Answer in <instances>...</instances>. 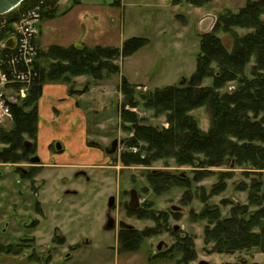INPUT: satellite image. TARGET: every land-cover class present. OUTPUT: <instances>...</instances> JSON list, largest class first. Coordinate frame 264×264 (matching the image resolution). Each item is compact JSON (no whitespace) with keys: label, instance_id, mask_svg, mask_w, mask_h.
Wrapping results in <instances>:
<instances>
[{"label":"rangeland","instance_id":"obj_1","mask_svg":"<svg viewBox=\"0 0 264 264\" xmlns=\"http://www.w3.org/2000/svg\"><path fill=\"white\" fill-rule=\"evenodd\" d=\"M62 1L66 3L71 0ZM125 1L127 27L133 30V36L144 37L149 43L133 58L123 62L122 76L105 74L100 81L88 78V82L78 80L79 77H69L68 83L63 78L48 84H63L75 91L71 97L76 99L77 106L83 108L86 115L85 122L77 128L86 129L83 136L85 153L81 155V152H76L74 145L66 149L65 146L71 144L72 140L66 135L62 137L63 140L58 138L50 143L48 153L42 150L48 143H42V139L39 143L40 120L43 124L48 123L62 130L63 134H67L66 130L69 129L66 125L61 126L57 120L44 116L40 102L37 136H25V142L33 144L32 153L39 154L44 165H55L50 158L60 153L57 150L60 144L66 151L60 157L64 163L58 165L75 167L37 168L34 179L30 178L34 180L31 183H35L31 189L29 182L13 165L17 163L0 162V246L5 248L0 252V264H32L33 254H41L48 245L54 264L55 261L63 264L66 255H69L65 260L67 264H199L201 261L208 264H264V251L260 248L220 253L207 234L216 228L210 214H215L217 210L222 221L235 216L250 221L264 208V201L259 204L250 201L251 195L256 201L264 194V170L240 166L235 161L212 167L205 165L204 158L193 165H180L175 159L130 162L127 159L132 156L141 159L146 156L141 147L130 146L134 131H129L132 125L123 121V113L127 112L138 123L168 130L170 125L166 116H157L154 111L145 109L141 97L167 85H188L196 73L201 37L205 35L201 23L213 18L216 26L218 18L226 12L237 14L249 2L259 0H196L198 5L191 0ZM16 20L17 15L10 18L11 22ZM235 32L238 36H244L251 31L237 29L232 33H218L230 51ZM121 60L118 59L115 64L120 66ZM50 63L44 60L43 65L48 68ZM136 74L139 81L146 85H134L137 87L134 100L139 104L132 107L125 104L121 79L126 76L135 80L133 76ZM93 84L108 85L111 92L101 95V88L96 86L95 90ZM213 84V78L203 82L204 87H212ZM104 87L102 90L106 89ZM237 87L236 83L228 84L224 92ZM51 89L47 87L43 90L48 100H44L47 108L54 106L55 95ZM92 98L96 100L91 101ZM190 115L202 131H209L210 121L205 109L195 110ZM13 126L10 123L3 131L10 133ZM75 128L74 131L77 130ZM116 140L119 141L117 152L109 155L107 150ZM6 147L0 143V151ZM70 153H75L74 157L80 154L78 161L74 162L76 158L67 161ZM21 168L28 169L24 166ZM75 171L85 172L89 179L84 177L78 180L74 176ZM17 181H21L20 185ZM258 183L262 184L260 189L255 187ZM33 190L39 193L41 204L46 205L48 212L47 221L37 228V232L30 228L31 219H34L33 199L36 197L32 199L28 195ZM132 190L139 195L138 210L129 208ZM78 193L79 196L74 195ZM111 197L116 198V203L110 211L108 204ZM59 199L64 203L61 211L56 205ZM173 207L180 208V211H173ZM109 217L117 222V228L106 231ZM120 222L133 226L132 232L135 233L127 235V230L119 227ZM260 224H264V220ZM55 226H60L61 230L51 242ZM261 229L256 226L251 234L260 235ZM32 237L36 239V248H26L18 253L7 251L8 246L21 243L20 238L31 240ZM126 238L130 242L124 243ZM60 243L65 245H55ZM161 244L162 248L158 250Z\"/></svg>","mask_w":264,"mask_h":264},{"label":"trees","instance_id":"obj_2","mask_svg":"<svg viewBox=\"0 0 264 264\" xmlns=\"http://www.w3.org/2000/svg\"><path fill=\"white\" fill-rule=\"evenodd\" d=\"M79 1L70 2L74 6ZM191 1L198 5V1ZM41 2L44 19L67 13L60 11L59 0H26L14 12H23ZM263 16L264 0L249 2L237 14L226 12L218 18L213 31L201 37L197 70L188 85L156 88L153 93L141 97L145 109L154 111L157 116H166L170 125L168 130L138 123L133 115L123 113L124 123L132 125L128 130L134 131L130 146L141 147L146 156L145 159L132 156L128 161L175 159L180 165H193L204 158L205 165L212 167L235 161L240 166L264 170ZM237 29L251 32L244 36H238L235 32L230 51L218 33H232ZM148 43L149 40L145 38H132L122 48L54 46L47 52L41 51L36 62L39 78L31 87L28 97L13 107V129L10 133L0 130V143L7 146L0 151V162L18 163L23 160L24 154L33 152L26 150L25 136H37L39 102L46 85L63 78L68 83L69 77L86 76L100 81L105 74L119 75L121 68L115 61L132 57ZM44 60L51 62L48 68L44 67ZM207 78H213L212 87L203 86ZM234 83L238 84L236 89L224 92L228 84ZM136 90V86L122 79L121 93L126 105L138 106L139 103L134 100ZM74 92L70 89V96ZM198 109H205L209 117L208 132L202 131L190 115ZM261 186V183L255 185L258 189ZM260 196L254 201L251 195L250 201L259 204L264 201V194ZM210 216L216 228L208 231V238L216 244L220 253H233L249 247L264 251V224H260L264 220V208L250 221L240 220L238 216L222 221L218 210ZM256 226L262 227L260 235L251 234ZM132 231L125 232L130 236L135 233ZM125 242L130 240L126 238Z\"/></svg>","mask_w":264,"mask_h":264},{"label":"crops","instance_id":"obj_3","mask_svg":"<svg viewBox=\"0 0 264 264\" xmlns=\"http://www.w3.org/2000/svg\"><path fill=\"white\" fill-rule=\"evenodd\" d=\"M62 2L61 0L59 3V9L62 10L61 12L67 11V13L52 19L43 18L40 23V36L38 42L41 51H49V49L54 46L63 48L74 47L77 49L95 48L98 46L122 48L124 43L129 39L144 38L133 36L131 34L133 30L127 27V5L125 0H80L79 3L74 6L71 5L70 1L66 3H64L65 1ZM135 55L121 60L120 76H122L123 62L130 60ZM123 78L127 79L130 84L138 87L146 85L139 81L138 74L133 76L135 80L126 76H123L122 79ZM78 80L88 82V77L82 76L79 77ZM93 86H95V90L96 86L97 88H101L99 92L101 95H107L111 92V88L108 85L104 87L93 84ZM47 87L52 88L51 93L55 95L53 99L54 106L51 108L45 106L48 100L44 97L43 91L40 104L42 103L44 116L50 117L52 120H57L60 122L61 126L66 125L69 130H66V132H68L67 134H63L62 130H57L55 129L56 127H51L48 123L43 124L40 120L39 143L40 139H42V143L43 141L44 143H48L47 146L42 147V150L46 153L49 151L47 147L50 143H53L58 138L63 140L62 137L66 135L69 136L70 139L72 138V140L70 142L71 144L68 143L65 148L67 149V146L74 145V148H76L75 151L81 152L80 154L82 155V153H85V143L83 142L85 138L83 139V136L86 129H82V127L81 129L77 128L78 125H82L86 120L83 108H79L76 99L69 95L68 86L63 84L46 85L44 90ZM103 87L106 89L102 90ZM167 87L171 86L167 85ZM145 88H148V86ZM95 90H93V88L91 89L92 92ZM95 100L96 99L92 98L91 101ZM40 104L39 115L41 114ZM47 109L50 110L49 113L46 112ZM73 127H76L75 130H77L74 131ZM66 141H69V139H66ZM61 151L60 153L63 154L55 157L57 164L61 162L64 163L63 160H60V157L64 156L66 150H63V152ZM74 154L75 153H70V155L67 156V161L72 160L71 158H76L74 162L78 161L80 154L77 157H74Z\"/></svg>","mask_w":264,"mask_h":264},{"label":"built area","instance_id":"obj_4","mask_svg":"<svg viewBox=\"0 0 264 264\" xmlns=\"http://www.w3.org/2000/svg\"><path fill=\"white\" fill-rule=\"evenodd\" d=\"M15 11V10H14ZM0 15V130L13 122V107L28 97L39 78L36 62L40 56V23L43 3L22 12ZM17 15V20L10 18ZM15 39L14 49L7 43Z\"/></svg>","mask_w":264,"mask_h":264},{"label":"flooded vegetation","instance_id":"obj_5","mask_svg":"<svg viewBox=\"0 0 264 264\" xmlns=\"http://www.w3.org/2000/svg\"><path fill=\"white\" fill-rule=\"evenodd\" d=\"M32 148L29 149V150L28 149H26V150L28 152H30L32 150ZM61 154H63V153H57L56 156L57 155H61ZM36 158H39L40 161L38 163H33V159H36ZM50 160H51V163H54L55 165H46V164L44 165V163H43L44 161L39 156V154H37V153H26V154L23 155L22 162H19L17 164H13V165H15L17 167V171H19L20 175L23 177L24 180H27L29 182V185L31 186V189H33L32 186L34 187L35 183L32 184L31 182L34 181L32 179H34L33 178L34 177V172L37 170V168H41V167H43V168H54V167H58V168H73V167H75V166H69V165H58L56 163L55 156H52L50 158ZM23 166L24 167H28V169L21 168ZM83 173H85V172L75 171L74 176L78 180L79 179H84V177H86V175H83ZM30 178H32V179L30 180ZM87 179H89V178H87ZM20 182L21 181H17V184L20 185ZM74 195H78L79 196V193L78 194H74ZM28 196H30V198H32V199H33L34 196L36 197L35 200L33 199V204H34L33 205V218L34 219H31L32 221H31L30 228H31V230L37 232L38 231L37 228L43 222L47 221V219H48L47 218L48 217L47 207H46V205L41 204L43 202L39 199V197H38L39 193L36 192L35 190H33V192L30 195H28ZM130 197H131V192H130ZM138 197H139V195H138ZM139 201H140V199H139ZM130 202H131V199H130ZM56 205H57L59 211H61L62 210L61 208L64 205L63 200L59 199L57 201ZM129 208L131 209L130 204H129ZM79 219H81V217ZM79 219H78L77 222H79ZM120 223H119V227H120ZM114 225H115L114 229H116L117 228V222L115 220H114ZM5 227L6 228L8 227V223L5 224ZM60 230H61L60 226H55L53 228L52 234H51V237H50L51 238V242H53V239L55 240V238H57L56 233H58ZM124 230H126V229H124ZM20 240H21V243H18V244L14 245V246H11V245L8 246L7 247V251H10V252L12 251V252L18 253L21 250L26 249V248H29V249L30 248H33V249L36 248V246L34 245L35 242H36L35 241L36 240L35 237H32L31 240H29V239L25 240V239H21V238H20ZM31 244L33 245V247H32ZM55 245L63 247L65 244L64 243L63 244L60 243V244H55ZM50 249H51V247L48 245L47 249L42 250L40 252L41 254H39V253L33 254L32 258H33L34 262H32V264H54V262H53L54 260L51 258L52 252L49 251ZM4 250H5V248L3 246H0V252H3ZM68 258H69V255H66L65 258H64V262H62V263L63 264H67L65 262V260H67ZM58 262H60V261H55V264H57Z\"/></svg>","mask_w":264,"mask_h":264},{"label":"water","instance_id":"obj_6","mask_svg":"<svg viewBox=\"0 0 264 264\" xmlns=\"http://www.w3.org/2000/svg\"><path fill=\"white\" fill-rule=\"evenodd\" d=\"M26 0H0V15H8L14 10H16L19 6L22 5L23 2ZM215 26V20L213 18H207L201 23V29L205 32V34L210 33L209 31L213 29ZM16 44L15 39H10L9 42L7 43V47L9 49H14ZM25 147L26 149H31L33 147V144L31 142H25ZM119 147V141L116 140L112 144V148L110 150H107V153L109 155H112L117 152V149ZM57 150L61 151L62 146L60 144L57 145ZM40 161L39 158L33 159V163H38ZM83 175H86V173H83ZM116 203V198L111 197L109 200L108 207L110 211L114 208ZM140 206V201L138 197V192L136 190L131 191V202H130V207L131 210H137ZM173 211H180V208L178 207H173ZM114 219L112 217H109L108 224L106 226V231H111L114 229ZM120 228L121 229H126V230H134V227L131 225H128L124 222L120 223ZM162 244L159 245L158 250H161ZM199 264H208L205 261H201Z\"/></svg>","mask_w":264,"mask_h":264}]
</instances>
